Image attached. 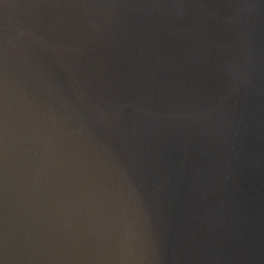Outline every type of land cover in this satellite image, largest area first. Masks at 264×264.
Returning a JSON list of instances; mask_svg holds the SVG:
<instances>
[{
    "label": "water",
    "instance_id": "95a60500",
    "mask_svg": "<svg viewBox=\"0 0 264 264\" xmlns=\"http://www.w3.org/2000/svg\"><path fill=\"white\" fill-rule=\"evenodd\" d=\"M0 264H264V0H0Z\"/></svg>",
    "mask_w": 264,
    "mask_h": 264
}]
</instances>
